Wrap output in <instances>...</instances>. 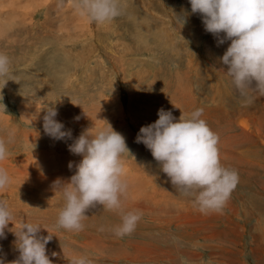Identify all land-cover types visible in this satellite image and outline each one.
<instances>
[{"label":"rangeland","instance_id":"rangeland-1","mask_svg":"<svg viewBox=\"0 0 264 264\" xmlns=\"http://www.w3.org/2000/svg\"><path fill=\"white\" fill-rule=\"evenodd\" d=\"M120 3V16L95 23L73 0H0V52L14 69L3 78L12 80L2 89L6 112L0 110V137L10 141V154L0 161L10 183L0 200L8 202L14 227L9 223L0 238V255L6 261L18 257L8 229L16 231L24 221L54 234L46 246L53 264L80 255L94 264H264V240L256 229L264 220V96L241 95L234 87L219 60L230 41L218 46L200 15L191 14L189 0ZM182 10L190 14L180 28L173 12ZM50 105L72 139L45 134L42 109ZM161 108L177 119L204 110L202 118L219 136L222 165L239 175L228 200L236 209L227 202L220 211L201 212L135 142ZM102 120L126 137L135 157H122L129 187L121 206L142 217L124 237L114 233L121 211L103 206L86 213L82 231L56 225L64 199L54 182L67 181L82 159L68 145L86 129L105 127ZM41 235L48 232L41 229Z\"/></svg>","mask_w":264,"mask_h":264},{"label":"clouds","instance_id":"clouds-1","mask_svg":"<svg viewBox=\"0 0 264 264\" xmlns=\"http://www.w3.org/2000/svg\"><path fill=\"white\" fill-rule=\"evenodd\" d=\"M189 3L191 14L200 15L204 30L216 38L218 46L230 41L219 60L226 66V74L234 87L241 95L251 91L264 96V0H189ZM73 6L89 22L95 23L111 21L123 11L120 0H73ZM173 14L182 28L190 13L182 10L180 14ZM13 71L9 56L0 52V110L5 112L2 89L12 79L3 78ZM42 110L45 134L54 140L72 139L71 130L65 129L56 119L58 110L54 105ZM203 112L202 108H197L177 119L171 111L158 109V119L141 126L135 142L142 143L150 151L175 189L193 198L199 210L206 213L222 210L238 184L239 175L235 169L222 165L219 136L202 118ZM104 121L105 127L95 133L86 129L68 145L69 151L82 159L67 181L54 182L64 199L56 225L64 230L82 231L86 213L103 206L109 211H121V223L114 233L124 237L135 231L142 217L139 210L123 212L121 206V197L129 187L124 179L122 157L125 154L133 160L135 157L126 137L110 122ZM9 143L0 137V161L9 156ZM35 146L33 144L32 150ZM68 167H73L72 162ZM9 183L7 170L0 167V190ZM12 221L8 202L0 200V238H6L5 230L9 223L13 225ZM11 229L8 230L16 237L14 243L19 255L12 261L0 255V264H53L46 246L54 234L39 223L24 221L18 230ZM41 229L48 235H41ZM51 255L55 257L57 253ZM69 264H94V261L80 255L73 256Z\"/></svg>","mask_w":264,"mask_h":264},{"label":"bare ground","instance_id":"bare-ground-1","mask_svg":"<svg viewBox=\"0 0 264 264\" xmlns=\"http://www.w3.org/2000/svg\"><path fill=\"white\" fill-rule=\"evenodd\" d=\"M73 6V5H72ZM69 12V11H68ZM132 18V17H131ZM66 19V18H65ZM133 19V18H132ZM134 20V19H133ZM62 21V20H61ZM88 21V20H87ZM135 21V20H134ZM63 22V21H62ZM89 22V21H88ZM133 23V22H132ZM135 23H137V22H134V24ZM65 25V24H64ZM139 25V24H138ZM43 26V25H42ZM56 26V25H55ZM136 26V25H135ZM97 27V26H96ZM134 28V27H133ZM96 29V28H95ZM98 29V28H97ZM43 30V29H42ZM81 31H82V29H81ZM83 32V31H82ZM122 32V31H121ZM48 33V32H47ZM51 34V33H50ZM78 34H80V33H78ZM97 34V33H96ZM93 35H94V32H93ZM64 36V35H63ZM101 35H99L98 37H100ZM66 38V37H65ZM15 39V38H14ZM13 39V40H14ZM124 39V38H123ZM97 44V43H96ZM66 47V46H65ZM117 49H118V47H117ZM90 51V50H89ZM85 53V52H84ZM144 56V55H143ZM115 57V56H114ZM138 58V57H137ZM136 58V59H137ZM140 58V57H139ZM138 58V59H139ZM145 58V57H144ZM135 59V58H134ZM120 61V60H119ZM126 68V67H125ZM81 72V71H80ZM124 75V74H123ZM183 97H184V95H183ZM188 98V97H187ZM178 99V98H177ZM186 99V98H185ZM170 107V106H169ZM177 112V111H176ZM173 116H175V115H173ZM33 118V117H32ZM104 118V117H103ZM37 119V118H36ZM103 121V120H102ZM104 122V121H103ZM44 133V132H43ZM42 133V134H43ZM42 136V135H41ZM132 136V135H131ZM49 137V136H48ZM34 139V138H33ZM37 139V138H36ZM45 139H47V137H45ZM38 140V139H37ZM49 140H50V138H49ZM129 140V139H128ZM32 141V140H31ZM32 142H34V141H32ZM147 152V151H146ZM148 152H150V151H148ZM147 158V157H146ZM148 158H150V156H148ZM140 159V158H139ZM156 162V161H155ZM152 163H153V157H152ZM154 165V164H153ZM155 166H157L156 164H155ZM149 175V174H148ZM262 190V189H261ZM255 196V195H254ZM251 201H254V200H251ZM228 202V201H227ZM235 202V201H234ZM259 202V201H258ZM261 202V201H260ZM227 204V203H226ZM228 204H229V206H230V208H232V210H233V206H232V204H230L229 202H228ZM234 208H235V206H234ZM236 209V208H235ZM246 209V208H245ZM250 210V209H249ZM246 211V210H245ZM244 211V212H245ZM235 213V212H234ZM236 214V213H235ZM251 215V214H250ZM258 219V218H257ZM262 219V218H261ZM258 223H262V226L264 225V222H262V220H261V222L258 220ZM257 225H259V224H257ZM262 226H259V227H262ZM258 228V227H257ZM258 231H259V229H257ZM262 231H263V229H261ZM259 233V232H258ZM261 233V232H260ZM259 233V234H260ZM262 234H264V232H262ZM261 235V234H260ZM263 236V235H262ZM262 239L264 240V238L262 237ZM202 262H203V259H202ZM205 262V261H204ZM206 263V262H205Z\"/></svg>","mask_w":264,"mask_h":264},{"label":"crops","instance_id":"crops-1","mask_svg":"<svg viewBox=\"0 0 264 264\" xmlns=\"http://www.w3.org/2000/svg\"><path fill=\"white\" fill-rule=\"evenodd\" d=\"M232 206H233V209H235L233 204H232ZM229 207H230V206H229ZM230 209L232 210V208H230ZM232 211H233V210H232ZM234 214H235V213H234ZM258 220H259L260 222H261V220H262V222H264L263 219H258ZM257 224H259V225H257L258 228H256V229H259V231H258L259 233L261 232V233H260L261 235L259 234V236L262 237V235H263V238H264V234H262V232H264V225L262 226V223H258V221H257ZM259 226H262V227H259ZM261 229H263V231H262Z\"/></svg>","mask_w":264,"mask_h":264}]
</instances>
